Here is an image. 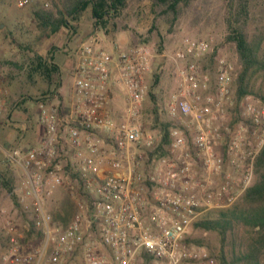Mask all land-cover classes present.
<instances>
[{
    "label": "built area",
    "instance_id": "1",
    "mask_svg": "<svg viewBox=\"0 0 264 264\" xmlns=\"http://www.w3.org/2000/svg\"><path fill=\"white\" fill-rule=\"evenodd\" d=\"M2 1L19 9L39 2ZM214 45L212 37H186L172 57L176 90L165 105L170 138L165 155L156 151V139L143 136L148 94L144 78L151 52L136 46L112 55L93 37L75 48L68 105L63 106L57 92L38 98L39 142L5 151L7 162L21 169L14 191L42 233L41 247L21 256L7 222L9 246L0 264H66L77 252L80 264H136L145 254L151 264H217L209 251L188 243L187 237L206 212L233 204L249 186L264 146V106L246 96L244 121H225L235 102L232 85L239 65L215 53ZM210 57L213 68H204ZM117 86L124 89L125 107L113 115ZM6 98L0 88V114ZM250 138L257 141L252 150ZM141 147L153 155L147 171L141 169ZM225 163L242 177L237 194H232ZM215 177L222 180L220 186ZM63 186L70 191L77 186L85 195L65 227L51 225L44 208L52 189ZM88 230L90 238L85 237Z\"/></svg>",
    "mask_w": 264,
    "mask_h": 264
},
{
    "label": "rangeland",
    "instance_id": "2",
    "mask_svg": "<svg viewBox=\"0 0 264 264\" xmlns=\"http://www.w3.org/2000/svg\"><path fill=\"white\" fill-rule=\"evenodd\" d=\"M52 1L39 0L35 5L19 9L12 3L0 0V88L7 92L5 107L0 114V173L9 179L11 187L10 191L0 188V259L9 246L5 228L7 222L14 228L21 256L35 254L42 244L40 229L32 224L29 212L22 209L14 191L22 176L21 169L7 162L5 157V151L12 148L25 149L27 146H32L31 136L36 133L37 126L35 101L40 97L49 96L42 95L46 85L40 77L27 78V59L36 55L46 56L53 47L52 54L55 64L59 67L61 88L67 91L72 83L73 53L81 42L93 37L112 55L136 46L146 47L153 58L150 71L144 78L148 94L143 105V136L150 134L156 141H158V134H161L160 125L169 123L165 105L168 97L176 90L172 57L181 48L183 38L212 37L215 44L214 51L229 59H236L238 64L234 45L224 41L226 29L223 0H194L174 19L161 15L160 9L152 6L151 0H129L127 7L120 15L108 20L105 26L95 25L90 11L87 10L78 21L70 22L75 31L61 29L55 36L46 38L35 28L32 11L45 4L50 5ZM254 13H256V21L258 23V19L262 21L258 25H264V0L257 1ZM249 28L252 26L250 25ZM249 32L252 31L249 30ZM203 66L213 68L212 60L208 58L203 61ZM259 85L264 86V76L261 74L256 77V86ZM232 88L235 98V82ZM22 97L27 99L24 103L26 110H19L14 106L15 101H19ZM250 97L252 101L256 103L258 101L259 106H264L259 99ZM62 103L63 106L68 105L63 100ZM243 103V100L238 105L234 102L233 108L226 116L227 123L236 125L244 121ZM124 107V89L117 86L114 89L111 112L114 111V115ZM23 124H26L24 129H22ZM168 140L170 141V138ZM27 141L29 142L26 143ZM169 143L162 144L163 147H160L158 143L156 151L159 154H168ZM249 143V148L252 150L256 147L257 141L255 138H250ZM140 153L146 156L152 152L150 149L141 147ZM223 169L231 174L232 194H237L241 188L240 172L226 163ZM195 170L200 175L198 160L195 161ZM257 180L258 174L253 164V178L249 186ZM214 182L217 186L222 184L220 177H215ZM68 187L53 188L52 194L46 199L44 208L51 225L59 226L56 222L66 221L75 212L76 202L85 200V195L77 186H74L73 191H70ZM240 198L241 195L235 201L237 202ZM248 233L245 229H240L237 235L247 236ZM92 236L90 230L85 232V237ZM188 238L201 242V244L189 243L204 247L215 257L219 247L217 233L191 228ZM102 251L105 255H109L107 249ZM81 258V253L77 252L68 259L66 264H80ZM136 264H144L143 257L139 258Z\"/></svg>",
    "mask_w": 264,
    "mask_h": 264
},
{
    "label": "trees",
    "instance_id": "3",
    "mask_svg": "<svg viewBox=\"0 0 264 264\" xmlns=\"http://www.w3.org/2000/svg\"><path fill=\"white\" fill-rule=\"evenodd\" d=\"M129 0H53L32 11L35 28L46 38L55 36L61 29L75 31L70 22L78 21L89 10L95 25L105 26L108 20L115 19L127 7ZM194 0H151L161 15L177 18L183 8ZM258 0H223L225 6L224 41L234 45L239 72L235 80V102L238 105L246 96H253L264 103V86H256L258 74L264 76V25L254 9ZM251 16V17H250ZM252 28H249V26ZM251 30L252 32H249ZM46 56L36 55L27 59V78L40 77L46 85L42 95H54L61 86L59 67L54 62L52 52ZM216 53V51H215ZM213 60V58H209ZM213 63V62H212ZM211 67V66H210ZM212 68V67H211ZM22 97L14 106L26 110ZM156 110V109H155ZM161 146L169 143V124L160 125ZM255 171L258 180L247 187L241 198L228 207L206 212L192 225L193 230L215 232L219 237V247L215 258L217 264H264V146L255 158ZM10 191V181L0 173V188ZM33 224V223H32ZM34 227V226H33ZM240 229L248 235H237ZM40 238L42 233L40 231ZM187 242L201 244L193 239ZM144 264L152 258L143 255Z\"/></svg>",
    "mask_w": 264,
    "mask_h": 264
},
{
    "label": "crops",
    "instance_id": "4",
    "mask_svg": "<svg viewBox=\"0 0 264 264\" xmlns=\"http://www.w3.org/2000/svg\"><path fill=\"white\" fill-rule=\"evenodd\" d=\"M69 89H70V87H69ZM57 93L60 95V100L62 98L64 100V102L69 103V101H70L69 90L65 91L64 88H61V86H60V89L57 90ZM19 115L23 118V116L21 114H19ZM36 122H37V120H36ZM25 125L26 124H23L22 129L25 128ZM37 127H38V124L36 126V133H33L32 136H31L32 145L37 144L39 142V140H40V131H39V129ZM161 138H162V134H158V141H157L156 146L158 145V142H159V145L161 147ZM28 142L29 141H27L26 143H28ZM27 147H29V146H27ZM27 147H25V148H27ZM138 153H140V150L138 151ZM162 155H165V154H162ZM152 161H153L152 153L149 154V155L144 156L143 157V163L141 164V169L144 170V171L150 170L151 167H152ZM71 217H72V215H71ZM71 217L66 219V221H63V223L62 222H60V223L56 222V224H58L61 227H65L68 224V222L70 221ZM60 224H62V225H60Z\"/></svg>",
    "mask_w": 264,
    "mask_h": 264
}]
</instances>
